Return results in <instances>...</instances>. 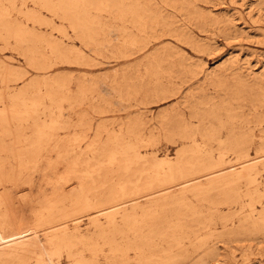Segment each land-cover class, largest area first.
Masks as SVG:
<instances>
[{
  "label": "bare ground",
  "instance_id": "obj_1",
  "mask_svg": "<svg viewBox=\"0 0 264 264\" xmlns=\"http://www.w3.org/2000/svg\"><path fill=\"white\" fill-rule=\"evenodd\" d=\"M32 1L0 0V38H14L43 76L25 77L0 60V264H264V130L258 137L241 125H200L198 111L175 108L153 126L140 112L107 129L106 140L81 144L65 103L73 107L77 91L88 103L94 89L105 96L103 86L79 82L74 92L51 76L41 51L48 48L63 63L85 61L82 45L129 59L127 49L157 28L190 45L212 43H198L184 22L151 0ZM164 2L185 20L199 12L191 0ZM43 9L68 22L81 45ZM113 33L122 46L113 45ZM164 47L180 53L172 45L150 53L155 73L171 55ZM224 66L220 74L208 69L205 78L227 85L230 68L244 85L261 79ZM115 81L122 85L124 78ZM131 95L128 87L125 96ZM133 95L141 97L138 90ZM162 138L177 145L174 152H158ZM236 204L240 209L232 210ZM218 219L216 232L211 224ZM201 220L209 229L203 235L192 227Z\"/></svg>",
  "mask_w": 264,
  "mask_h": 264
},
{
  "label": "rangeland",
  "instance_id": "obj_2",
  "mask_svg": "<svg viewBox=\"0 0 264 264\" xmlns=\"http://www.w3.org/2000/svg\"><path fill=\"white\" fill-rule=\"evenodd\" d=\"M151 1L163 12L174 14L180 19L179 23L184 22L193 32L198 43L210 42L212 45H190L171 34H166L163 28L160 30L157 28L156 32H151L147 36L143 35L136 46L127 49L132 53L129 59L114 53L116 49L98 53L82 45L89 54L85 61L63 63L50 54L48 48L41 47V51L50 60L49 63H52L51 76L69 82L74 92L77 90L76 83L100 82L103 86L102 91L106 94L102 96L100 90L94 89L88 103L82 100L77 91L75 94L77 103L73 107L65 103V111L76 122L78 132L76 141L84 145L92 140L104 141L108 137L107 129L117 128L120 124L126 125L140 112L144 113L148 124L153 126L158 123L163 114L175 108H182L187 113L192 110L198 111L201 119L197 123L200 125L225 124L228 127L241 125L243 128L252 130L259 137L264 130V106L260 102V96L264 92V0H191L199 12L191 11L187 21L181 11L165 3L164 0ZM17 2L20 6L21 0ZM27 4L33 5V1L27 0ZM43 12L49 19H54L56 24H61L58 16L51 15L45 9ZM13 13L18 15L16 10H13ZM226 18L235 26L228 24L225 21ZM102 20L111 19L104 14ZM60 26L65 28L72 37L70 41L81 45L68 22ZM130 30L135 32L133 26H130ZM112 35L115 38L113 45L122 46V40H116L118 34ZM156 35L161 36L156 38ZM169 45L176 46L180 53L164 47L171 55L161 61L159 72L155 73L153 70L155 66L147 65V56ZM229 57H233V60L228 61ZM0 60H5L15 68L24 71L25 77H43L38 75L40 72H37L34 66L27 63L14 38L8 41L0 38ZM198 61L203 62V69L197 65ZM223 64L224 67H239L243 77H260L261 79L244 85L239 78H233L237 76L231 71L233 69L229 68L226 76L229 77L228 84L216 86L211 80L205 78V73L211 69L214 73L220 74L225 70L221 68ZM120 78H124L122 85L115 81ZM128 87L132 95L127 97L125 94ZM156 87L159 88L158 91H155ZM173 89L179 90L175 94H167L168 96L163 95L161 91L169 92ZM134 90H138L141 97H134ZM157 94L164 98L156 101ZM190 97L195 98L193 106L189 105ZM100 108L104 112H100ZM176 146L162 138L158 152L161 154L166 150L174 152ZM213 196L218 194L215 193ZM243 206L246 208L248 204L244 202ZM220 207L224 208L226 205H220ZM240 207L241 205L236 204L232 210L240 209ZM234 220L237 221V218ZM203 221L192 224V227L202 235L209 231L204 227ZM211 226L217 228V232L221 229V222L218 219ZM213 237L211 236V240L214 239ZM62 261L64 263L67 261L64 254Z\"/></svg>",
  "mask_w": 264,
  "mask_h": 264
},
{
  "label": "built area",
  "instance_id": "obj_3",
  "mask_svg": "<svg viewBox=\"0 0 264 264\" xmlns=\"http://www.w3.org/2000/svg\"><path fill=\"white\" fill-rule=\"evenodd\" d=\"M252 264H262L260 261H254Z\"/></svg>",
  "mask_w": 264,
  "mask_h": 264
}]
</instances>
